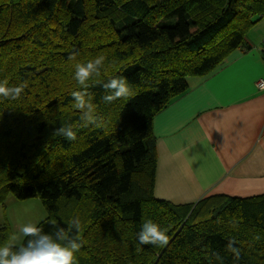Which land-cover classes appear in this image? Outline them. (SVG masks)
I'll return each mask as SVG.
<instances>
[{
	"label": "trees",
	"instance_id": "1",
	"mask_svg": "<svg viewBox=\"0 0 264 264\" xmlns=\"http://www.w3.org/2000/svg\"><path fill=\"white\" fill-rule=\"evenodd\" d=\"M263 17L264 0H0V82L28 83L18 100L0 97V205L10 194L40 198L46 233L55 231L50 220L67 228L78 217V264H264V193L183 204L156 197L153 131L188 77L250 49L247 35ZM100 55L98 79L125 77L132 96L105 103L102 83L90 82L104 126L84 127L71 98L81 90L74 64ZM69 124L75 141L53 135ZM146 220L167 229V246L139 244ZM12 235L0 223V244ZM230 240L239 260L226 251Z\"/></svg>",
	"mask_w": 264,
	"mask_h": 264
},
{
	"label": "crops",
	"instance_id": "2",
	"mask_svg": "<svg viewBox=\"0 0 264 264\" xmlns=\"http://www.w3.org/2000/svg\"><path fill=\"white\" fill-rule=\"evenodd\" d=\"M252 30L250 49L188 77L189 90L154 117L156 197L183 204L264 193V17Z\"/></svg>",
	"mask_w": 264,
	"mask_h": 264
},
{
	"label": "clouds",
	"instance_id": "3",
	"mask_svg": "<svg viewBox=\"0 0 264 264\" xmlns=\"http://www.w3.org/2000/svg\"><path fill=\"white\" fill-rule=\"evenodd\" d=\"M76 53L69 56L71 61L77 60ZM106 57L97 56L95 59L86 63L76 62L74 64L73 79L80 86L81 90L73 91L71 98L73 107L80 111L82 126L93 125L97 128L103 127V121L97 115L96 107L93 103V96L88 91L92 86L90 82L102 83L98 78L101 76V70L104 67ZM28 87L27 81L19 85L9 86L7 82H0V97L9 100H18L24 90ZM105 94L102 100L105 103H112L120 98H129L132 91L125 77H114L106 83H102ZM53 135L63 136L69 141L77 139V133L72 125L56 128ZM49 223L54 227L52 233L44 232L34 223H28L20 227L19 235L13 234L12 241L15 243L0 244V264H78L76 253L83 246V241L79 236L81 231V220L77 217L68 222L67 228L56 225L55 220ZM76 235H73V233ZM138 242L141 245H153L165 247L169 243L167 229L161 228L151 220H146L137 234ZM259 240V235L254 237ZM226 251L233 253L235 259L239 260L241 250L235 247V241L230 240L226 244ZM215 259L221 260L218 253L213 254Z\"/></svg>",
	"mask_w": 264,
	"mask_h": 264
},
{
	"label": "rangeland",
	"instance_id": "4",
	"mask_svg": "<svg viewBox=\"0 0 264 264\" xmlns=\"http://www.w3.org/2000/svg\"><path fill=\"white\" fill-rule=\"evenodd\" d=\"M254 31H259V28L256 27ZM47 216L48 212L41 199L38 197L18 199L13 194H10L5 203L0 205V223L8 220L11 224L13 234L16 235H19L21 226L28 223L37 225ZM21 242L22 240L10 241V243H15L17 245Z\"/></svg>",
	"mask_w": 264,
	"mask_h": 264
},
{
	"label": "built area",
	"instance_id": "5",
	"mask_svg": "<svg viewBox=\"0 0 264 264\" xmlns=\"http://www.w3.org/2000/svg\"><path fill=\"white\" fill-rule=\"evenodd\" d=\"M257 85L259 86V88L264 89V80L263 79H259L257 81Z\"/></svg>",
	"mask_w": 264,
	"mask_h": 264
}]
</instances>
